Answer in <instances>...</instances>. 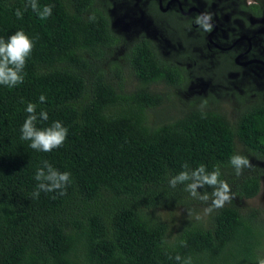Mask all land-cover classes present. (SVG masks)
<instances>
[{"label":"trees","instance_id":"1","mask_svg":"<svg viewBox=\"0 0 264 264\" xmlns=\"http://www.w3.org/2000/svg\"><path fill=\"white\" fill-rule=\"evenodd\" d=\"M109 3L39 0L53 6L41 20L25 10L27 0H0V38L22 28L35 40L24 82L0 85V264H180L176 255L192 264H257L264 257V212L246 201L264 173V98L250 96L264 94L257 62L243 65L237 50L208 47L193 15L163 11L156 0L140 7L164 36L143 28L124 33L113 27ZM251 15L264 16V0H239L230 20L255 28ZM234 25L237 32L221 45L251 32ZM123 68L132 71L134 86ZM201 80L227 93L240 89L233 118L221 100L191 91V82ZM29 102L37 115L48 112L38 128L59 120L69 129L62 147L41 152L21 139ZM234 154L252 165L239 176ZM45 160L71 173L66 195L33 198ZM185 164L190 170L204 164L209 172L219 166L234 199L206 213L208 205L185 185L169 184Z\"/></svg>","mask_w":264,"mask_h":264},{"label":"clouds","instance_id":"2","mask_svg":"<svg viewBox=\"0 0 264 264\" xmlns=\"http://www.w3.org/2000/svg\"><path fill=\"white\" fill-rule=\"evenodd\" d=\"M29 7L41 20H46L52 15L53 6H41L39 0H27L25 10ZM23 14L20 9L15 12L17 18H22ZM195 23L204 31L210 32L213 29L210 13L198 15L195 18ZM34 47V38L30 37L22 28L9 36L7 40L0 38V85L14 88L24 82L26 75L24 69ZM46 99L47 97L43 94L39 97L41 103L45 102ZM206 104L207 101L205 100L200 105L202 118L207 117V113L203 111ZM36 109V104L31 102L27 104L26 112L28 115L21 128V139L30 141V148L41 152H51L62 147L67 139L69 129L59 120L54 121L48 127L38 128L37 121H47L49 117L46 110H41L37 115ZM230 163L237 176L241 175L245 168L252 167L250 160L241 154L232 155ZM183 167L185 170L173 176L169 184L172 188L180 184L185 185V191L189 192L194 199L208 205L205 209L206 213L222 208L234 199L229 183L220 179L221 170L219 166L214 167L211 172L207 170L204 164H200L197 168L191 170L187 164ZM35 180L38 181V184L36 191L32 194L33 198H39L41 192H58L60 196H63L66 195L72 176L70 172L60 171L45 160L43 166L37 168ZM206 186L212 189L211 193L207 191L201 193L199 191V189ZM55 198L56 196H53V199ZM182 243L186 246V241ZM175 260L180 264H192L191 257L182 258L180 255H176ZM257 264H264V257L258 256Z\"/></svg>","mask_w":264,"mask_h":264},{"label":"rangeland","instance_id":"3","mask_svg":"<svg viewBox=\"0 0 264 264\" xmlns=\"http://www.w3.org/2000/svg\"><path fill=\"white\" fill-rule=\"evenodd\" d=\"M107 1V0H106ZM239 0H229L227 3L224 2V0H212L209 4V8L207 9L208 13L211 15H215L214 19H219L218 21L221 23H226L229 21V15L230 12L237 7V3ZM249 0H246L248 2ZM105 3V0H103ZM109 12L111 15V21L113 24V27L115 29H118L120 31H123L124 33H135L139 29L143 28L148 33H151L155 35L156 37H159L160 35L164 36L163 31H161L159 28H157L153 21H150L149 18L145 16V14L142 11V7H140L141 4L144 3V0H109ZM199 8L202 10L204 7L208 6L206 4V0H195ZM176 5V4H175ZM194 7V6H190ZM205 9V8H204ZM249 22H257V28H259L260 31H262V24H263V31H264V16L261 17H249ZM223 27V26H222ZM259 40V38H258ZM262 40H260L261 42ZM241 50L247 46V40L242 39L240 40ZM257 47L260 49H264V42L262 43H255ZM259 63H262L261 60H259ZM258 62L254 64L255 67L259 68V72L256 70V74L258 75L261 72V77L264 76V65L259 64ZM264 63V61H263ZM122 76L126 78L128 84L131 86H134L137 83L136 78L132 75V71L129 70V68L124 69L122 72ZM191 91H195L198 93V95L202 96H210V101L215 102L218 100H221L223 104L227 107V115L230 117H234L235 115V109L237 107L236 101L238 99L237 92L240 91V89H236V91L226 92V88L222 87V90L220 89H213L210 87V83L206 82L204 80L198 81V82H191ZM212 91L209 93V91ZM250 96L256 97V98H264L263 93H251ZM238 146H241L239 141L237 142ZM262 165L264 166V161H261ZM247 202L256 205L260 207L264 212V173L261 176L260 179V189L258 193L252 197L246 200Z\"/></svg>","mask_w":264,"mask_h":264},{"label":"flooded vegetation","instance_id":"4","mask_svg":"<svg viewBox=\"0 0 264 264\" xmlns=\"http://www.w3.org/2000/svg\"><path fill=\"white\" fill-rule=\"evenodd\" d=\"M159 8L163 11L167 9H178L180 12H182L185 15H193L194 19L192 21V24L194 26H198L195 23V18L197 15H200L202 13H205L204 9H200L198 5L196 4H189L187 5V0H156ZM176 4V5H175ZM207 4V2H206ZM183 6L185 8H183ZM190 6H194L191 7ZM215 16V15H214ZM214 16L212 17V24H213V29L210 32H206V38H207V46H217L220 48H230L233 49L235 52V60L239 62L240 64L246 65L252 62H258L261 60L263 64L264 61V49H260L257 47L255 43H262L264 42V34L263 31V24L262 26V31L257 28L258 23L257 22H248L254 26L255 28H250L248 25H245L243 20H240V18L234 19V20H229L226 23H221L218 20L219 19H214ZM252 16V15H251ZM250 17V16H249ZM257 17V16H254ZM261 17V16H259ZM230 19V15H229ZM234 23H238L241 26H245L246 30L250 29V33L248 31L245 32H240L238 33L228 44L226 45H221L220 42L224 41L229 36L231 32H237V26L235 27ZM223 26V27H222ZM197 29H201V27H198ZM259 38V40H258ZM245 39L247 40V46L241 50V45H240V40ZM260 40H262L260 42ZM264 72V70H262ZM259 76L260 73H259Z\"/></svg>","mask_w":264,"mask_h":264}]
</instances>
